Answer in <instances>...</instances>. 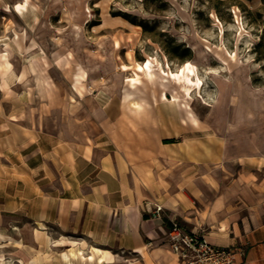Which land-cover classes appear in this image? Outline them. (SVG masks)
<instances>
[{"label":"rangeland","instance_id":"1","mask_svg":"<svg viewBox=\"0 0 264 264\" xmlns=\"http://www.w3.org/2000/svg\"><path fill=\"white\" fill-rule=\"evenodd\" d=\"M137 91L194 146L225 132L263 155L264 0H0V264H55L38 220L56 121L105 103L134 132Z\"/></svg>","mask_w":264,"mask_h":264},{"label":"crops","instance_id":"2","mask_svg":"<svg viewBox=\"0 0 264 264\" xmlns=\"http://www.w3.org/2000/svg\"><path fill=\"white\" fill-rule=\"evenodd\" d=\"M138 93L140 106L120 105L135 111L134 132L105 103L71 104L70 118L56 121L38 220L55 264H184L168 240L173 219L234 248L237 264H264V154L240 153L225 132L194 146L185 114L176 126L174 105Z\"/></svg>","mask_w":264,"mask_h":264},{"label":"built area","instance_id":"3","mask_svg":"<svg viewBox=\"0 0 264 264\" xmlns=\"http://www.w3.org/2000/svg\"><path fill=\"white\" fill-rule=\"evenodd\" d=\"M163 210L164 206L157 203L153 217L160 218ZM168 240L184 264H237L234 248L213 245L204 234L186 229L177 219L172 220Z\"/></svg>","mask_w":264,"mask_h":264},{"label":"bare ground","instance_id":"4","mask_svg":"<svg viewBox=\"0 0 264 264\" xmlns=\"http://www.w3.org/2000/svg\"><path fill=\"white\" fill-rule=\"evenodd\" d=\"M78 255H79V253H78Z\"/></svg>","mask_w":264,"mask_h":264}]
</instances>
